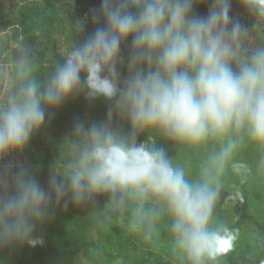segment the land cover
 Masks as SVG:
<instances>
[{
	"label": "clouds",
	"instance_id": "obj_1",
	"mask_svg": "<svg viewBox=\"0 0 264 264\" xmlns=\"http://www.w3.org/2000/svg\"><path fill=\"white\" fill-rule=\"evenodd\" d=\"M241 4L264 20V0ZM230 9L231 0H101L90 10L94 30L72 44L43 85L21 55L22 83L0 104V249L43 245L36 230L57 207L106 196L119 210L135 201L129 227L146 242L158 241L166 214L174 264H219L238 239L214 215L218 177L239 142L230 134L264 144V44L246 47L249 30ZM81 96L106 101V116L74 123L42 186L37 169L9 157L29 146L47 110ZM145 130L193 145L224 142L200 179L190 180L152 137L139 139Z\"/></svg>",
	"mask_w": 264,
	"mask_h": 264
},
{
	"label": "trees",
	"instance_id": "obj_2",
	"mask_svg": "<svg viewBox=\"0 0 264 264\" xmlns=\"http://www.w3.org/2000/svg\"><path fill=\"white\" fill-rule=\"evenodd\" d=\"M7 8L0 0V34L10 25H18L21 37L18 38L22 50H13L4 55L14 74V86L9 88L8 96L17 91L20 77V59L26 54L27 64L31 67L30 76L40 85L49 77L53 65L62 61L64 53L72 44L90 34L95 25L91 22L90 10L97 6H82L80 0L67 4L61 0H29L19 3L9 0ZM21 1V0H20ZM208 4H202L197 11L206 15ZM230 14L239 18L249 30L247 44L257 33H264V20L260 24L256 16L243 12L241 0H231ZM84 22L79 33L78 25ZM66 32L63 43L65 52L59 48V34ZM127 47V46H125ZM107 102L102 98L82 104L77 98H70L58 109L47 110L45 126L29 142L24 150L27 165L38 170V180L47 186L51 166L55 163L62 138L70 133L78 120L100 121L106 116ZM238 139V146L231 159L218 177L220 198L214 210L216 218L223 223L231 215L229 227L238 232L234 248L220 258L219 264H264V144L248 139L240 131L231 133ZM152 137L156 147L163 148L174 166L185 169L190 180L200 179L209 157L218 152L224 141L210 138L206 142L193 145L172 141L157 130L139 133V139L148 142ZM97 197L87 206H75L71 202L67 208L61 204L55 209L52 219L38 226L35 235L43 237V245L35 247L16 245L0 249V264H81L74 253L83 249L89 258L87 263L94 264H170L173 259L169 245L168 226L170 219L162 214L157 222L158 241L150 243L130 230L135 201L126 200L123 210L110 211V203ZM109 200V199H108ZM229 205V211L220 212L219 208ZM151 201L146 207H151ZM221 210V209H219ZM121 211V212H120ZM114 218H120L118 222ZM248 224L253 230H245ZM247 225V226H248ZM74 255V256H73ZM84 262V264L86 263Z\"/></svg>",
	"mask_w": 264,
	"mask_h": 264
},
{
	"label": "rangeland",
	"instance_id": "obj_3",
	"mask_svg": "<svg viewBox=\"0 0 264 264\" xmlns=\"http://www.w3.org/2000/svg\"><path fill=\"white\" fill-rule=\"evenodd\" d=\"M6 4V7L8 8L10 5V1L9 0H3ZM19 3H23L25 1H29V0H17ZM82 2V6H97V2L100 3L101 0H80ZM61 2H65L64 4H67L68 2H71V0H61ZM242 6V4H241ZM242 11L243 12H247V10L242 6ZM257 19V17H256ZM257 21L260 24H263V20H258ZM59 48L62 49L63 52H65L67 50V45H65L63 43L64 41V37L66 36V32H60L59 34ZM21 37V33H20V28L18 25H13L10 24L6 30H4L1 34H0V53H8L10 51L13 50H22V48L20 47L18 41H16L18 38ZM264 44V33H257L254 37H252L250 39V41L248 42V46L251 49H255L256 47L260 46ZM4 54V55H5ZM4 55L1 57L0 60V104H3L7 101L8 98V92H9V88L13 85L14 86V74H12L11 72V68H10V63L8 61H4ZM15 88V86H14ZM78 100L80 101V103L84 104L86 103V99H84L82 96L78 97ZM9 159L15 163H19V164H26L27 165V155L24 153V151L22 153H12L9 157ZM25 165V166H26ZM103 199H106V196L103 197ZM106 201H109L108 199ZM230 206L227 204L226 206H224L223 208H219L221 210L218 209V211L220 212H228L229 211ZM112 210H118V209H114L112 207H110V211ZM121 212V211H120ZM116 219L118 222H121L123 220H121L120 218H114ZM233 221L231 215H228V218L225 220V224L227 226L230 225V223ZM248 224L243 225V228H245V230H253V227L251 226H247ZM74 255L76 256V259L78 261H81V264H84V262L89 261V258L85 255V253L83 252V249H79L78 252L74 253ZM73 255V256H74ZM172 261L170 264H174V260H170ZM79 264V263H78ZM85 264H94V262L92 263H85Z\"/></svg>",
	"mask_w": 264,
	"mask_h": 264
}]
</instances>
